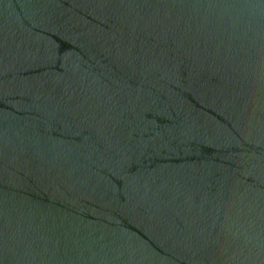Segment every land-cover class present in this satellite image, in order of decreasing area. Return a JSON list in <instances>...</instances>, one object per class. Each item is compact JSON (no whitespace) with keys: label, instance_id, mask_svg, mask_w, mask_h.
Wrapping results in <instances>:
<instances>
[{"label":"water","instance_id":"95a60500","mask_svg":"<svg viewBox=\"0 0 264 264\" xmlns=\"http://www.w3.org/2000/svg\"><path fill=\"white\" fill-rule=\"evenodd\" d=\"M0 264H264V0H0Z\"/></svg>","mask_w":264,"mask_h":264}]
</instances>
